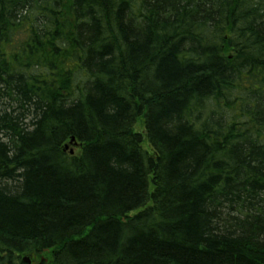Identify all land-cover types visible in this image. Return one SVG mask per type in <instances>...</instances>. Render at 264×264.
<instances>
[{
	"label": "trees",
	"instance_id": "trees-1",
	"mask_svg": "<svg viewBox=\"0 0 264 264\" xmlns=\"http://www.w3.org/2000/svg\"><path fill=\"white\" fill-rule=\"evenodd\" d=\"M23 255L264 264V0H0V264Z\"/></svg>",
	"mask_w": 264,
	"mask_h": 264
},
{
	"label": "rangeland",
	"instance_id": "rangeland-1",
	"mask_svg": "<svg viewBox=\"0 0 264 264\" xmlns=\"http://www.w3.org/2000/svg\"><path fill=\"white\" fill-rule=\"evenodd\" d=\"M70 148H72L74 150L75 146L74 145H70ZM70 148H68V149H70Z\"/></svg>",
	"mask_w": 264,
	"mask_h": 264
},
{
	"label": "water",
	"instance_id": "water-1",
	"mask_svg": "<svg viewBox=\"0 0 264 264\" xmlns=\"http://www.w3.org/2000/svg\"><path fill=\"white\" fill-rule=\"evenodd\" d=\"M71 140H73V138H71ZM70 152H72V150H70ZM26 261H28V260H26Z\"/></svg>",
	"mask_w": 264,
	"mask_h": 264
},
{
	"label": "flooded vegetation",
	"instance_id": "flooded-vegetation-1",
	"mask_svg": "<svg viewBox=\"0 0 264 264\" xmlns=\"http://www.w3.org/2000/svg\"><path fill=\"white\" fill-rule=\"evenodd\" d=\"M31 262H35V261L32 260Z\"/></svg>",
	"mask_w": 264,
	"mask_h": 264
}]
</instances>
